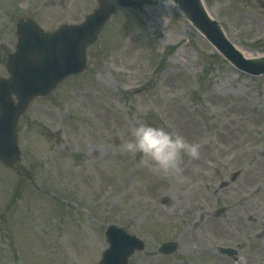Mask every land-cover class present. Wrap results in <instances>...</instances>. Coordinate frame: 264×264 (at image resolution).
<instances>
[{
  "label": "rangeland",
  "instance_id": "374dc122",
  "mask_svg": "<svg viewBox=\"0 0 264 264\" xmlns=\"http://www.w3.org/2000/svg\"><path fill=\"white\" fill-rule=\"evenodd\" d=\"M101 1L0 0V75L20 18L55 30ZM138 1L113 3L85 70L19 119L22 157L0 164V264H98L112 224L145 242L128 264H264V75L237 68L182 8ZM204 2L234 46L264 54V0ZM137 121L201 145L181 179L122 151ZM166 241L176 251L160 253Z\"/></svg>",
  "mask_w": 264,
  "mask_h": 264
},
{
  "label": "water",
  "instance_id": "95a60500",
  "mask_svg": "<svg viewBox=\"0 0 264 264\" xmlns=\"http://www.w3.org/2000/svg\"><path fill=\"white\" fill-rule=\"evenodd\" d=\"M121 5L137 6L134 0H117ZM192 20L211 41L239 67L255 74L264 73V61L244 58L205 14L197 0H178ZM102 5L80 24H63L54 32H45L31 20L17 25L18 43L10 55V78L0 77V161L11 165L20 158L17 122L28 103L36 96L48 94L59 82L82 72L86 65V46L96 40L110 15ZM13 95L18 99L16 103ZM109 247L100 264H127V258L144 244L118 227L107 231ZM175 243L162 245L161 251L172 252ZM224 252H235L223 249Z\"/></svg>",
  "mask_w": 264,
  "mask_h": 264
},
{
  "label": "clouds",
  "instance_id": "9594fccd",
  "mask_svg": "<svg viewBox=\"0 0 264 264\" xmlns=\"http://www.w3.org/2000/svg\"><path fill=\"white\" fill-rule=\"evenodd\" d=\"M110 2V0H109ZM177 7V0H166ZM122 151L140 154L139 165L162 177L182 178L184 157L199 158V143L189 142L177 131L154 123L137 121L128 129Z\"/></svg>",
  "mask_w": 264,
  "mask_h": 264
},
{
  "label": "bare ground",
  "instance_id": "6f19581e",
  "mask_svg": "<svg viewBox=\"0 0 264 264\" xmlns=\"http://www.w3.org/2000/svg\"><path fill=\"white\" fill-rule=\"evenodd\" d=\"M198 1V3L200 4V6L205 10V8H206V6H205V2H204V0H197ZM177 4H178V6L177 7H171V9H173V10H177V9H181L182 7L179 5V1L177 0ZM205 7V8H204ZM206 11V10H205ZM184 12V11H183ZM206 13H207V15H209V13H208V11H206ZM185 14V13H184ZM198 32L201 34V36L202 37H204L205 39H207L206 37H205V35L200 31V30H198ZM213 47H214V45H212ZM215 48V47H214ZM216 49V48H215ZM242 53L246 56V57H248V58H251V59H263L264 60V54H259V56L258 57H254L252 54H249L248 52H245V51H242Z\"/></svg>",
  "mask_w": 264,
  "mask_h": 264
}]
</instances>
